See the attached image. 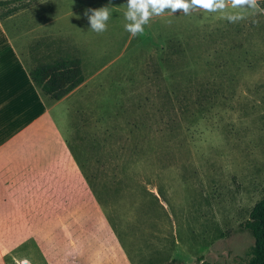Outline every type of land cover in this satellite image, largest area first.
<instances>
[{
    "label": "rangeland",
    "instance_id": "rangeland-1",
    "mask_svg": "<svg viewBox=\"0 0 264 264\" xmlns=\"http://www.w3.org/2000/svg\"><path fill=\"white\" fill-rule=\"evenodd\" d=\"M7 1L18 9L4 22L29 70L58 57L82 60L86 79L60 102L59 122L96 189L93 207L133 264L248 262V220L264 198L257 3L165 10L133 37L124 29L127 0ZM105 6L107 30L93 32L85 10ZM77 214L88 211L0 206V264H22L26 226Z\"/></svg>",
    "mask_w": 264,
    "mask_h": 264
},
{
    "label": "crops",
    "instance_id": "crops-1",
    "mask_svg": "<svg viewBox=\"0 0 264 264\" xmlns=\"http://www.w3.org/2000/svg\"><path fill=\"white\" fill-rule=\"evenodd\" d=\"M256 3L264 13V0ZM67 96L43 95L0 19V206L88 211L45 219L42 228L26 226L31 245L21 244L22 263L133 264L107 216L93 207L96 196L59 122L60 102Z\"/></svg>",
    "mask_w": 264,
    "mask_h": 264
},
{
    "label": "trees",
    "instance_id": "trees-1",
    "mask_svg": "<svg viewBox=\"0 0 264 264\" xmlns=\"http://www.w3.org/2000/svg\"><path fill=\"white\" fill-rule=\"evenodd\" d=\"M9 4L7 0H0L1 20L17 11L16 5L7 7ZM30 76L49 100L64 98L86 79L82 60L77 57H58L51 61H39L30 69ZM91 188L96 196L95 187L91 186ZM96 198L98 199L97 196ZM248 228L254 235L255 243L251 248L250 260L244 264H264V198L252 209Z\"/></svg>",
    "mask_w": 264,
    "mask_h": 264
},
{
    "label": "clouds",
    "instance_id": "clouds-1",
    "mask_svg": "<svg viewBox=\"0 0 264 264\" xmlns=\"http://www.w3.org/2000/svg\"><path fill=\"white\" fill-rule=\"evenodd\" d=\"M236 3L243 4L248 8L256 7V0H236ZM197 7L215 12L218 9H223L225 5L222 0H127L126 9L123 12V17L127 21L124 24V29L133 37L142 35L150 19L161 15L165 10L173 14L176 10H181V13L188 15ZM84 15L89 21L90 30L102 33L107 30L112 9L109 6L86 9ZM240 18L239 15L228 17L229 20Z\"/></svg>",
    "mask_w": 264,
    "mask_h": 264
},
{
    "label": "water",
    "instance_id": "water-1",
    "mask_svg": "<svg viewBox=\"0 0 264 264\" xmlns=\"http://www.w3.org/2000/svg\"><path fill=\"white\" fill-rule=\"evenodd\" d=\"M22 264H30L28 260H25Z\"/></svg>",
    "mask_w": 264,
    "mask_h": 264
}]
</instances>
